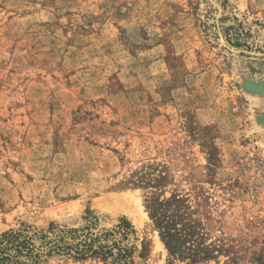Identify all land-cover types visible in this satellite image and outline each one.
<instances>
[{
	"label": "rangeland",
	"instance_id": "1",
	"mask_svg": "<svg viewBox=\"0 0 264 264\" xmlns=\"http://www.w3.org/2000/svg\"><path fill=\"white\" fill-rule=\"evenodd\" d=\"M249 53L264 54V0H0V234L92 210L133 224L135 264H193L162 241L144 170L187 200L213 251L198 264H264V56Z\"/></svg>",
	"mask_w": 264,
	"mask_h": 264
},
{
	"label": "trees",
	"instance_id": "2",
	"mask_svg": "<svg viewBox=\"0 0 264 264\" xmlns=\"http://www.w3.org/2000/svg\"><path fill=\"white\" fill-rule=\"evenodd\" d=\"M133 180L136 185L152 190L145 199L146 209L170 255L193 264L211 259L213 251L200 241V223L193 220L187 200L176 194L161 198L166 177H152V173L143 170L135 174ZM84 222L82 227L51 223L43 230L24 225L5 231L0 234V264H43L51 257L135 264L136 230L127 218L105 227L100 217L88 210Z\"/></svg>",
	"mask_w": 264,
	"mask_h": 264
},
{
	"label": "water",
	"instance_id": "3",
	"mask_svg": "<svg viewBox=\"0 0 264 264\" xmlns=\"http://www.w3.org/2000/svg\"><path fill=\"white\" fill-rule=\"evenodd\" d=\"M226 47H227V49H229V50L232 51V52H237V53H244V52H245V51H238V50H235V49H233V48H231V47H229V46H227V45H226ZM245 53H246V52H245ZM249 54H252V55H258V56H261V57L264 56L263 53H249ZM263 91H264V89H263Z\"/></svg>",
	"mask_w": 264,
	"mask_h": 264
}]
</instances>
